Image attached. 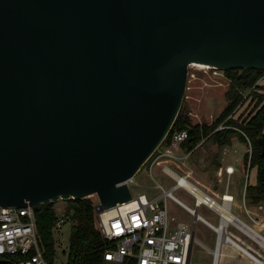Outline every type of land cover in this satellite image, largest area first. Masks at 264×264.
<instances>
[{
    "label": "water",
    "instance_id": "water-1",
    "mask_svg": "<svg viewBox=\"0 0 264 264\" xmlns=\"http://www.w3.org/2000/svg\"><path fill=\"white\" fill-rule=\"evenodd\" d=\"M194 62L264 70V0H0V204L130 201Z\"/></svg>",
    "mask_w": 264,
    "mask_h": 264
},
{
    "label": "built area",
    "instance_id": "built-area-1",
    "mask_svg": "<svg viewBox=\"0 0 264 264\" xmlns=\"http://www.w3.org/2000/svg\"><path fill=\"white\" fill-rule=\"evenodd\" d=\"M191 66L194 65L190 64L188 67L187 81L191 74L194 76V74L190 71ZM229 80L232 82L231 79ZM224 127L225 125L223 122L216 128V130L222 129ZM238 130L246 138V154L249 156V168L253 154L252 141L243 130ZM188 136L189 132L187 130H176L172 135L171 143L166 146L161 144L154 154L157 153L156 157L172 156L178 159L183 158L179 152H185V156L193 154L197 150L196 147L189 150L184 148L182 144L188 138ZM207 138L208 137H205L197 145V147H200ZM164 169L176 179V183L170 189H165L160 184V187L164 188V192L158 197L150 198L146 193H139L137 195L133 194V198L130 201L119 203L112 209L103 212L99 211V202H97L96 213L98 228L102 235L111 243L110 248L105 251L104 255L106 264L191 263V260L189 262L190 247L192 245L193 249V243L195 241V238L193 237V230L195 229L196 231L197 219H202V217L199 215V217L194 219V222L178 220L175 216H170L167 206L168 197H171L179 203H182V201L174 195L173 190L176 187H182L178 177L188 180L190 171H185L183 174H179L169 166H165ZM225 170L230 176L235 172V167L233 165H228L226 166ZM244 175L246 176V184L243 189V199L247 209L246 199L248 197L246 190L249 179V169L246 173H244ZM197 190L201 191L195 184H193V189H190V191L188 190L197 198V208L188 207L185 205L186 208L192 213H195L196 216V210L198 211L199 204L204 203L208 207L214 209L221 218L218 225L213 224L209 220H205L206 223H208L218 232L216 247H208L214 255L213 264H220L221 258L214 251L218 248L219 242L221 240L219 228L226 218V212L229 211L238 221L246 223L257 233L262 234L257 228L253 227L233 213L232 206L236 200L234 193L227 190L222 194V201L219 202L212 195L202 191L203 197H200V195H198L196 192ZM257 205L259 209L264 210V199L261 198ZM252 218L256 221L259 227H264V221L262 219H257L253 216ZM66 223H69L72 226L75 221L70 220L67 222V220L61 215L57 224V229ZM229 224L235 225L237 228L256 240L241 226L231 220L226 223L225 230L229 232V235L236 241L244 242V239L239 234L233 232L229 228ZM6 254H20L23 258L19 259L18 261H13L12 263L4 261H1L0 263L51 264L46 258L45 251L39 241L35 206L27 205L24 207H19L4 206L0 204V258ZM59 258L60 254L57 252V256L55 257L53 264H56L59 261Z\"/></svg>",
    "mask_w": 264,
    "mask_h": 264
},
{
    "label": "rangeland",
    "instance_id": "rangeland-1",
    "mask_svg": "<svg viewBox=\"0 0 264 264\" xmlns=\"http://www.w3.org/2000/svg\"><path fill=\"white\" fill-rule=\"evenodd\" d=\"M190 71L194 76L191 74L188 77L181 109L184 115L189 117L193 123H210L217 118L226 105V92L231 84L229 80L231 78L227 70L215 67H198L195 65L190 67ZM259 83L262 85L261 92L264 93V76ZM214 144L211 138H207L193 154L185 156V152H179L183 157L182 159L172 156H157L152 163L143 165L130 182L132 194L146 193L150 198H154L161 195L164 192V188H172L176 183V179L165 171V166H169L179 174L190 171V175H188L189 182H193L205 192H209L212 187L223 190L226 184L224 182L220 183L219 177L216 174L220 159H222L223 163L233 162L236 157L243 159L247 144L245 141H242V138L238 134L232 136L231 142L221 148H217ZM238 164L240 163L237 162ZM256 180L257 169L253 167L251 169L250 182L254 184ZM160 184L164 188L160 187ZM245 184V175H240V173L234 175L231 190L235 193L236 200L232 206V211L264 235V227H259L252 218L253 216L264 221V210L259 209L257 203L251 201L248 197L246 199L247 211L243 199ZM173 192L175 196L188 206L197 208V198L188 189L179 186ZM91 197L99 202L96 194ZM216 199L221 202V195H217ZM56 206L59 211L62 210L64 201L60 199L57 201ZM167 206L170 216H175L178 220L194 222L196 218L195 213H192L175 199L168 197ZM198 209L199 213L213 224L218 225L220 223V215L214 209L204 203H200ZM60 214L61 212H59ZM229 228L239 234L247 243L253 245L258 251L261 244L258 243V240L256 242L251 236L233 224H229ZM70 235L71 225L69 223L63 224L62 227L55 230L58 253L60 254L59 261L56 264H67ZM195 235L196 238L193 243L190 264H213L214 255L208 247H216L218 232L204 220L198 218ZM239 243L248 248L247 243L243 241H239ZM249 251L252 250L249 249ZM259 251L264 254V249H259ZM239 254L243 255V260H240L241 262L236 260ZM223 261L225 262L224 264H243V261L245 263L249 262L242 251H238L235 257L227 256Z\"/></svg>",
    "mask_w": 264,
    "mask_h": 264
},
{
    "label": "trees",
    "instance_id": "trees-1",
    "mask_svg": "<svg viewBox=\"0 0 264 264\" xmlns=\"http://www.w3.org/2000/svg\"><path fill=\"white\" fill-rule=\"evenodd\" d=\"M227 72L232 82L226 92V105L217 118L212 123H193L180 109L162 145L171 143L172 135L176 130H187L189 136L182 143L184 148L198 149L197 145L205 137L211 138L221 148L230 143L232 136L236 134L245 141V136L238 129L243 130L250 137L253 145L250 167L248 168V154L242 162L243 172L246 173L249 169L247 197L258 203L264 193V154L258 142V138L264 136V93L261 92L262 85L259 83L264 76V70L236 68ZM223 122L225 127L216 130ZM156 155L157 153L153 154L144 165L152 163ZM253 167L257 169V180L254 184L250 182ZM62 200L64 206L60 211L56 206L57 201L35 206L39 241L48 261L53 264L57 256L55 230L62 215L67 222L75 221L71 226L67 264H106L104 255L111 243L98 228L97 201L91 196ZM21 258L23 257L20 254H6L0 258V262L12 263Z\"/></svg>",
    "mask_w": 264,
    "mask_h": 264
},
{
    "label": "bare ground",
    "instance_id": "bare-ground-1",
    "mask_svg": "<svg viewBox=\"0 0 264 264\" xmlns=\"http://www.w3.org/2000/svg\"><path fill=\"white\" fill-rule=\"evenodd\" d=\"M192 65H196L198 67H212L210 65L207 64H203V63H192ZM178 179L180 180L182 187L188 189L190 191V189H193V184L191 182H189L187 179L182 178V177H178ZM198 195H200V197H203V194L201 191L197 190L196 191ZM226 218L223 222V224L221 225V227L219 228V231L221 233V240L219 242L218 248L215 249V253H217L219 256L223 255V259L227 258V256H236L238 251H242L244 253V255L247 257V259L249 261H255L256 263L259 262V264H264V261H258L257 259H255L249 252V249L244 247L241 243H239L238 241H236L235 239H233L230 235L229 232H227L225 230V225L228 221H233L235 223H237L239 226H241L245 231H247L250 235H252L256 240L259 241V243H261V245L264 247V239L252 228H250L249 226H247L246 224H244L243 222L238 221L232 213H230L229 211L225 213ZM226 256V257H225ZM222 263V262H221ZM220 263V264H221Z\"/></svg>",
    "mask_w": 264,
    "mask_h": 264
},
{
    "label": "crops",
    "instance_id": "crops-1",
    "mask_svg": "<svg viewBox=\"0 0 264 264\" xmlns=\"http://www.w3.org/2000/svg\"><path fill=\"white\" fill-rule=\"evenodd\" d=\"M239 139V138H238ZM206 141V140H205ZM210 141V140H209ZM243 141V140H242ZM215 143V142H214ZM214 145H216L217 146V148H220L216 143L214 144ZM246 152H247V147H246V151H245V153H244V157H245V155H246ZM244 157H243V159H244ZM243 159H240V157H236L235 158V160L233 161V162H226V163H223V161H222V159H220V164L218 165V167H217V169H216V174H217V176L219 177V180H220V183L221 182H224L226 185H225V188L223 189V190H220V189H214L213 187H212V189L211 190H209V192H205V191H203L201 188H199L202 192H205V193H208V194H210V195H212L213 197H217V195H221V197H222V194L224 193V192H226L227 190L228 191H230V192H232V193H234L232 190H231V185H232V179H233V177H234V175H236V174H238V173H240V175H244V172H243V169H242V162H243ZM237 162H239L240 164H238L237 165ZM228 165H233L234 167H235V172L234 173H232L230 176H229V174L226 172V170H225V168H226V166H228ZM221 171H222V174H221ZM223 180V181H222ZM229 181V182H228ZM192 184H194L193 182H191ZM196 185V184H195ZM212 186V185H211ZM220 188V187H219ZM234 195H235V193H234ZM181 200V199H180ZM182 201V200H181ZM180 204H182L183 206H188L185 202H183L182 201V203H180ZM185 206V207H186ZM188 207H190V206H188ZM198 212H199V209H198ZM199 215L202 217V220H208L207 218H205L203 215H201L200 213H199ZM206 222V221H205ZM256 241V240H255ZM257 242V241H256ZM244 243H247L245 240H244ZM259 243V242H258ZM260 244V243H259ZM247 246H248V249H251L252 251H250V253L252 254V256L255 258V259H257L258 261H264V254L263 253H261L260 251H259V249H264V247L260 244V247H259V249H258V251L255 249V247L253 246V245H251L250 243H247ZM223 255H221L220 256V263L221 264H224L225 262L223 261L224 259H223V257H222ZM214 257V256H213ZM236 260H238L239 262H241L240 260H243V255L242 254H239L238 255V257H237V259ZM213 262H214V259H213ZM243 264H259V262L258 263H256L254 260L253 261H249L248 263H245L244 261L242 262Z\"/></svg>",
    "mask_w": 264,
    "mask_h": 264
}]
</instances>
